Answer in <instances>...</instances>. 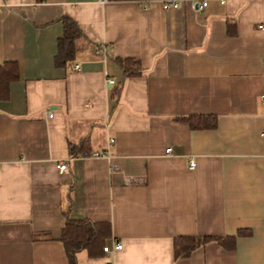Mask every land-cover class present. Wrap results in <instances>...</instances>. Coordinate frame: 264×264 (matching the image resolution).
<instances>
[{
    "label": "crops",
    "instance_id": "1",
    "mask_svg": "<svg viewBox=\"0 0 264 264\" xmlns=\"http://www.w3.org/2000/svg\"><path fill=\"white\" fill-rule=\"evenodd\" d=\"M143 1L0 0V264H71L68 219L123 242L76 264H264V0ZM63 17L83 36L58 65ZM178 236L225 242L177 258Z\"/></svg>",
    "mask_w": 264,
    "mask_h": 264
},
{
    "label": "trees",
    "instance_id": "2",
    "mask_svg": "<svg viewBox=\"0 0 264 264\" xmlns=\"http://www.w3.org/2000/svg\"><path fill=\"white\" fill-rule=\"evenodd\" d=\"M41 1V0H40ZM113 1V0H111ZM127 1V0H117ZM142 1V0H139ZM64 34L59 38L56 64L62 65L70 61L77 50L78 39L83 32L72 17H63ZM122 68L125 77L142 72L141 63L135 58H116ZM20 71L17 62H5L0 64V99H6L9 95L10 83L19 78ZM185 123L193 128H213L217 126V119L211 115H190L183 117ZM60 240L66 245L67 254L71 264H76V254L82 249H87L90 255H98L106 245V239L112 233V227L108 222H94L87 219H68L63 227ZM217 240L225 242L219 237L178 236L175 241L176 257L189 256L195 248L205 245L208 241ZM105 252V251H104Z\"/></svg>",
    "mask_w": 264,
    "mask_h": 264
},
{
    "label": "built area",
    "instance_id": "3",
    "mask_svg": "<svg viewBox=\"0 0 264 264\" xmlns=\"http://www.w3.org/2000/svg\"><path fill=\"white\" fill-rule=\"evenodd\" d=\"M142 4H143V7H148L149 2L147 0H144L142 2ZM205 5H207V1L196 3L194 5V7L197 8V9H200V7L202 8ZM171 7L179 8L180 7V2L178 0H167V1H165L163 3V8L164 9H170ZM107 51H108V46L106 44H101L98 53L101 52V53L107 55ZM75 68L78 69L79 66L76 65ZM108 83L114 84L115 82H114L113 79H108ZM261 103L264 105V94L261 96ZM112 142H115V140L112 139ZM166 151L170 152L171 151V147H168V149ZM93 155H95V156H103V155H105V153L104 152L103 153L94 152ZM194 166H195V160L192 159L190 161L189 167L194 168ZM57 167H58L59 171H65V169L67 168V164L65 162H60ZM122 247H123V242L122 241H120V242L115 241L114 244H112V245L106 244L103 249H104L105 252H112V251L120 250V248H122Z\"/></svg>",
    "mask_w": 264,
    "mask_h": 264
}]
</instances>
